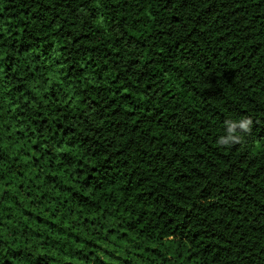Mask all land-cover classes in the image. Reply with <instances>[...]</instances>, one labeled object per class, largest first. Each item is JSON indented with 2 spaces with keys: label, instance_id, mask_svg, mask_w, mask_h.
Instances as JSON below:
<instances>
[{
  "label": "trees",
  "instance_id": "16d2710c",
  "mask_svg": "<svg viewBox=\"0 0 264 264\" xmlns=\"http://www.w3.org/2000/svg\"><path fill=\"white\" fill-rule=\"evenodd\" d=\"M0 264H264V0H0Z\"/></svg>",
  "mask_w": 264,
  "mask_h": 264
},
{
  "label": "clouds",
  "instance_id": "9594fccd",
  "mask_svg": "<svg viewBox=\"0 0 264 264\" xmlns=\"http://www.w3.org/2000/svg\"><path fill=\"white\" fill-rule=\"evenodd\" d=\"M226 124V135H222L217 140L220 146H231L240 143L244 134H248L252 130L253 121L250 117H242L239 121L228 120Z\"/></svg>",
  "mask_w": 264,
  "mask_h": 264
}]
</instances>
